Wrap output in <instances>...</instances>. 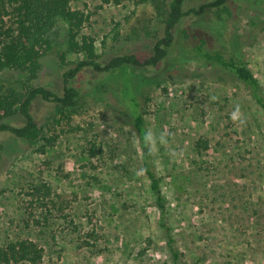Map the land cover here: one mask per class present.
Wrapping results in <instances>:
<instances>
[{"label":"rangeland","instance_id":"1","mask_svg":"<svg viewBox=\"0 0 264 264\" xmlns=\"http://www.w3.org/2000/svg\"><path fill=\"white\" fill-rule=\"evenodd\" d=\"M168 1L72 4L86 13L83 33L108 61L124 53L149 57L163 34ZM253 1L229 0L213 16L243 34L245 59L264 88V15L251 23ZM178 54L174 49L156 67L83 70L74 79L83 92L78 106L41 98L33 104L43 128L38 140L0 131V244L33 238L45 248L48 264H174L124 96L130 88L145 111L147 129L169 136L154 160L184 261L264 264V109L232 71L203 59L180 62ZM78 58L68 55L69 61ZM38 82L62 87L50 63L37 80L6 70L0 92L25 91ZM237 106L242 124L231 118ZM7 122L23 124L24 118ZM172 151L183 155L173 158ZM42 183L51 188L47 198L33 194Z\"/></svg>","mask_w":264,"mask_h":264},{"label":"trees","instance_id":"2","mask_svg":"<svg viewBox=\"0 0 264 264\" xmlns=\"http://www.w3.org/2000/svg\"><path fill=\"white\" fill-rule=\"evenodd\" d=\"M73 1L0 0V77L6 70L17 69L27 72L31 80H37L45 66L52 63L62 82L60 90L52 82H38L28 85L25 91L9 88L0 92V131L9 132L24 141L38 140L42 137L43 128L32 111L38 98L55 102L61 107L75 108L80 104L83 92L74 84V79L83 70L112 72L123 68L128 70L133 66L156 67L166 61L174 49H179L180 62L203 59L232 71L249 87L264 109V88L245 59L243 34L238 29L229 31L224 21L213 16L216 9H225L229 0H209L199 6L192 5L194 0H169L164 31L156 40L153 53L147 58L137 53L118 54L108 61H104L97 52L95 39L83 33L87 15L73 7ZM252 8L255 13L251 16V23L258 24L264 15V0H254ZM188 20L192 23L184 26ZM69 53L81 54L82 58L69 61ZM124 96L132 107L134 125L143 149L144 170L157 195L160 223L167 234L173 262L188 264L175 244L166 218V199L154 155L149 156L142 144L141 133L147 130L145 111L139 97L130 88ZM17 115L24 118L23 124L7 122ZM33 194L47 198L51 195V188L47 183L38 184ZM0 264L48 263L45 248L38 241L16 238L0 244Z\"/></svg>","mask_w":264,"mask_h":264},{"label":"clouds","instance_id":"3","mask_svg":"<svg viewBox=\"0 0 264 264\" xmlns=\"http://www.w3.org/2000/svg\"><path fill=\"white\" fill-rule=\"evenodd\" d=\"M215 99V97H213ZM231 118L234 123L242 124L244 122L243 113L239 106L235 107L231 113ZM142 144L145 147L147 154L153 156L161 147H165L169 143V136L164 131L159 133L147 129L141 133ZM169 155L173 158H179L183 155L182 151H172ZM140 171H143L141 169ZM139 175V172L137 173Z\"/></svg>","mask_w":264,"mask_h":264}]
</instances>
